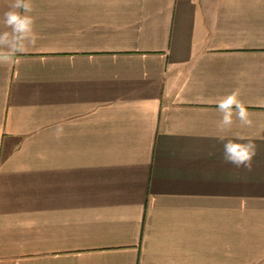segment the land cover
<instances>
[{"label": "crops", "instance_id": "obj_1", "mask_svg": "<svg viewBox=\"0 0 264 264\" xmlns=\"http://www.w3.org/2000/svg\"><path fill=\"white\" fill-rule=\"evenodd\" d=\"M33 5L0 66V264H264V0ZM237 88L250 170L214 138Z\"/></svg>", "mask_w": 264, "mask_h": 264}, {"label": "clouds", "instance_id": "obj_2", "mask_svg": "<svg viewBox=\"0 0 264 264\" xmlns=\"http://www.w3.org/2000/svg\"><path fill=\"white\" fill-rule=\"evenodd\" d=\"M33 13V0H9L7 10L0 18V25L4 29L0 31V66L14 64L18 55L25 54L36 45L39 36L35 30ZM240 95L237 88L215 101L220 117L215 122L214 138L222 144V159L225 163L250 170L258 151L255 140L259 137L228 135L237 122L242 128L253 126L251 114ZM63 132L64 126L58 124L54 136L59 139Z\"/></svg>", "mask_w": 264, "mask_h": 264}]
</instances>
